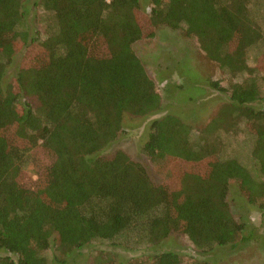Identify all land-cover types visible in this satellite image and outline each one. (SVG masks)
Wrapping results in <instances>:
<instances>
[{"label":"trees","instance_id":"16d2710c","mask_svg":"<svg viewBox=\"0 0 264 264\" xmlns=\"http://www.w3.org/2000/svg\"><path fill=\"white\" fill-rule=\"evenodd\" d=\"M263 6L0 0V264H80L89 245L107 247L91 264H185L168 249L172 240L211 256L256 240L257 228L234 216L230 193L264 215ZM36 12L42 28L30 22ZM158 28L199 44L230 79L228 87L210 80L230 102L198 135L169 113L152 118L137 159L104 153L126 134L125 118L146 120L163 108L135 49ZM226 110L231 123L218 125ZM28 167L35 181L23 179ZM119 249L142 253L117 263Z\"/></svg>","mask_w":264,"mask_h":264},{"label":"rangeland","instance_id":"374dc122","mask_svg":"<svg viewBox=\"0 0 264 264\" xmlns=\"http://www.w3.org/2000/svg\"><path fill=\"white\" fill-rule=\"evenodd\" d=\"M256 2V1H254ZM253 2V3H254ZM262 13L257 14V22L264 26V6ZM30 17V22H35L36 28H42L38 24V19H44L42 12H36ZM145 29L149 30V25L145 22ZM199 44L194 39H187L178 32H170L168 29L158 28L156 36L153 39H146L135 45L137 53L141 56L150 77L155 81L157 91L162 96L163 108L157 114L144 119L125 118L126 134L118 139V141L105 149L104 153H112L117 149H122L137 159V146L144 142L148 126L152 118L161 117L169 113L181 115L185 121L191 124L194 131L198 132L205 126H208L212 120L217 118L223 105L230 102L225 93H221L211 88L210 80L223 81L224 86L229 85L230 79L223 80L224 76L217 70L216 63L209 60L206 55L199 49ZM257 49L252 51L253 56L251 62L257 63ZM256 54V55H255ZM35 50H31L30 57L34 58ZM258 65V64H257ZM162 75H158V70ZM173 72V73H172ZM168 75L170 87L165 89V76ZM237 81L238 79H234ZM177 86V87H176ZM178 103V104H177ZM262 106H264L262 104ZM228 111L224 114H226ZM221 116L218 125H227L231 123L234 113ZM151 118V119H150ZM240 129L244 135V125H240ZM234 139V135L228 136ZM232 143V141L230 140ZM235 145V143H234ZM26 176L23 179L35 181L37 171L33 167L25 169ZM177 181V180H175ZM174 181L171 179L170 184ZM234 190L230 193L231 208L234 216L247 225L251 224L256 230V240L240 245L232 253L226 252L224 249L214 251L216 254L203 255L188 239L172 240L167 244L168 249L180 252L185 264H191L189 256L197 257L199 260H205L209 264H264V215L258 209H252L247 203L234 201L237 198ZM239 192V191H238ZM245 202L246 200L243 199ZM241 205V206H240ZM263 225V227H261ZM249 229V226H248ZM255 237V238H256ZM106 246L89 245L80 251V264H91L94 254L100 255L102 249L106 250ZM140 251H125L119 249L116 253V262L122 263L138 257ZM149 253V251L147 252ZM227 253V254H226Z\"/></svg>","mask_w":264,"mask_h":264}]
</instances>
